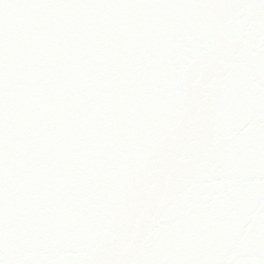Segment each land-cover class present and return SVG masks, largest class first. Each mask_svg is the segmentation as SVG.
I'll list each match as a JSON object with an SVG mask.
<instances>
[{
	"label": "snow or ice",
	"instance_id": "1",
	"mask_svg": "<svg viewBox=\"0 0 264 264\" xmlns=\"http://www.w3.org/2000/svg\"><path fill=\"white\" fill-rule=\"evenodd\" d=\"M0 264H264V0H0Z\"/></svg>",
	"mask_w": 264,
	"mask_h": 264
}]
</instances>
